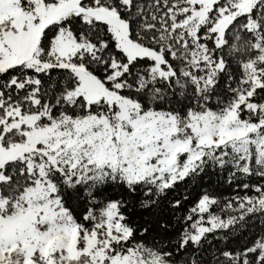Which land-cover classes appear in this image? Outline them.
<instances>
[{
    "label": "snow or ice",
    "instance_id": "1",
    "mask_svg": "<svg viewBox=\"0 0 264 264\" xmlns=\"http://www.w3.org/2000/svg\"><path fill=\"white\" fill-rule=\"evenodd\" d=\"M207 170L255 183L149 239L129 209ZM262 218L264 0H0V264H205Z\"/></svg>",
    "mask_w": 264,
    "mask_h": 264
},
{
    "label": "trees",
    "instance_id": "2",
    "mask_svg": "<svg viewBox=\"0 0 264 264\" xmlns=\"http://www.w3.org/2000/svg\"><path fill=\"white\" fill-rule=\"evenodd\" d=\"M228 173H220L218 170H207L202 175L186 180L178 184L175 190H170L166 197L161 198L159 207L154 213L139 208H130L129 215L139 224L151 223V236L165 235L167 239L173 241L178 236L183 225L182 217L188 214V211L196 204L199 197L207 192L209 195L219 199L221 204H226L234 199L241 192L245 191L241 185L243 182L255 183V180L246 181V178L236 180L233 183L227 182ZM187 196L188 199H184ZM176 200L181 201L179 209L171 207V202ZM214 211L216 209H213ZM222 216L225 213H221ZM165 223L168 225L166 233H161L159 224ZM239 231H233L228 239H213V235L223 236L226 233L210 234V244L205 245L208 250L205 254V264H211L213 261V253L223 250L237 251L243 247L250 245L258 235H264V218L250 219L244 227H240Z\"/></svg>",
    "mask_w": 264,
    "mask_h": 264
},
{
    "label": "rangeland",
    "instance_id": "3",
    "mask_svg": "<svg viewBox=\"0 0 264 264\" xmlns=\"http://www.w3.org/2000/svg\"><path fill=\"white\" fill-rule=\"evenodd\" d=\"M244 194H245V191L241 192V195L240 196H242ZM248 194H253V193H251L250 190H249V193ZM232 200H234V199H232Z\"/></svg>",
    "mask_w": 264,
    "mask_h": 264
}]
</instances>
